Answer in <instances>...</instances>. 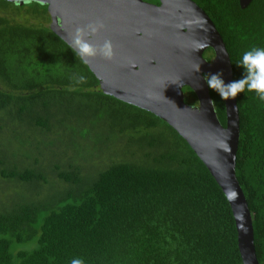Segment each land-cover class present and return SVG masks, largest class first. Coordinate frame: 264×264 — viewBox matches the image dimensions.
Segmentation results:
<instances>
[{
	"label": "trees",
	"instance_id": "1",
	"mask_svg": "<svg viewBox=\"0 0 264 264\" xmlns=\"http://www.w3.org/2000/svg\"><path fill=\"white\" fill-rule=\"evenodd\" d=\"M192 1L239 79L241 54L264 48V0L245 10L240 0ZM50 24L47 6L0 0V264H243L231 206L186 141L153 114L104 95ZM184 93L198 105L190 88ZM210 95L225 127L224 101ZM236 101V177L264 264V101L252 92ZM8 134L22 149L35 144L32 155L11 160ZM65 135L73 162L54 166L49 155L43 168L40 147ZM49 174L59 179L51 193Z\"/></svg>",
	"mask_w": 264,
	"mask_h": 264
},
{
	"label": "water",
	"instance_id": "2",
	"mask_svg": "<svg viewBox=\"0 0 264 264\" xmlns=\"http://www.w3.org/2000/svg\"><path fill=\"white\" fill-rule=\"evenodd\" d=\"M2 1L47 6L51 31L76 53L75 29L96 20L103 22L104 29L86 39L94 46L110 41L112 58L83 60L101 91L153 114L186 141L231 206L243 264H259L252 216L236 177L240 139L237 101H224V127L203 80L205 73L217 71L226 82L233 80L232 64L222 37L204 11L192 0H158L160 6L150 0ZM252 1L240 0L241 9ZM208 49L214 55L211 63L204 59ZM186 87L196 95L197 106L186 103Z\"/></svg>",
	"mask_w": 264,
	"mask_h": 264
},
{
	"label": "clouds",
	"instance_id": "3",
	"mask_svg": "<svg viewBox=\"0 0 264 264\" xmlns=\"http://www.w3.org/2000/svg\"><path fill=\"white\" fill-rule=\"evenodd\" d=\"M103 29L104 24L99 20L75 29L73 42L82 60L86 61L96 56L105 59L112 58L110 41L106 40L103 44L94 46L86 39V36H95ZM237 66L242 70L239 79L226 82L223 73L220 71L205 73L203 76L205 85L223 101L234 100L238 94L245 92H252L259 100L264 101V48L253 47L244 51ZM196 70L199 71V66ZM79 79L83 81L84 77L81 76ZM71 264H82V261L73 259Z\"/></svg>",
	"mask_w": 264,
	"mask_h": 264
},
{
	"label": "rangeland",
	"instance_id": "4",
	"mask_svg": "<svg viewBox=\"0 0 264 264\" xmlns=\"http://www.w3.org/2000/svg\"><path fill=\"white\" fill-rule=\"evenodd\" d=\"M208 55H211V53H208ZM185 99L187 100L188 105H190V106L193 105V102L191 101L189 94H185ZM2 140H3L2 143L4 144V147H5L4 149L7 152L8 156L10 157L13 154L11 157V160L14 156L17 157L16 153L17 152L20 153V151H21V153H24V154L28 151L29 155L31 156L33 153V148L35 147V144H34L32 149L30 148L31 150H29V148L22 149L21 146H19L20 144L18 145L17 141L14 140L13 135L11 136L9 134L7 136H5ZM23 140L25 142V141H28L29 138H27V136H25L23 138ZM34 140L36 141V139H34ZM50 143H52V144L49 146ZM46 145H47V147H46ZM52 145L56 146V147L54 149H51ZM71 145L74 146V141H73L72 136H68V135L63 136V138H56L55 143L51 140L47 141L45 143V146L42 145L40 147V154H38V156H37L39 158L41 155H43V158H39L40 165L43 168L48 167L50 158H51V156H53L51 158L50 163L52 162L54 166L67 168L66 167L67 164L70 162H73V160H71L72 156H73L72 159H74V155H73L74 154V151H73L74 148ZM88 150H91V148L88 147ZM35 153H37V152H35ZM49 155H51V156H49ZM76 160H77V157H76ZM92 160L93 159L88 158V161H92ZM74 164H76V162ZM76 165H78V164H76ZM86 170H89V169H86ZM47 173H49V172H47ZM48 179L52 183H54V184H52V187H51L52 190H50V193L52 191H56L53 189H55L57 187V184H59V179L57 178V176L55 174H49ZM62 189H66V187L62 188ZM7 198H10V196Z\"/></svg>",
	"mask_w": 264,
	"mask_h": 264
},
{
	"label": "flooded vegetation",
	"instance_id": "5",
	"mask_svg": "<svg viewBox=\"0 0 264 264\" xmlns=\"http://www.w3.org/2000/svg\"><path fill=\"white\" fill-rule=\"evenodd\" d=\"M152 1H154V0H150V1H148V2H149L150 4H152V5L160 6V3L156 4V3H153ZM210 51H211V49H208V50H206L205 53H204V59H205L206 61H208L209 63H211V62H212V59H213V57H211L212 54H211V55H208V53H210ZM207 56H208V57H207ZM213 56H214V55H213Z\"/></svg>",
	"mask_w": 264,
	"mask_h": 264
}]
</instances>
